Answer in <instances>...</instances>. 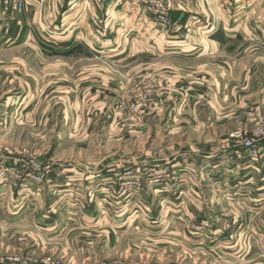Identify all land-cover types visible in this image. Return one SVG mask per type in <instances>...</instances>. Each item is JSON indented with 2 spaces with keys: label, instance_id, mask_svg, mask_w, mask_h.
I'll use <instances>...</instances> for the list:
<instances>
[{
  "label": "rangeland",
  "instance_id": "rangeland-1",
  "mask_svg": "<svg viewBox=\"0 0 264 264\" xmlns=\"http://www.w3.org/2000/svg\"><path fill=\"white\" fill-rule=\"evenodd\" d=\"M164 1L171 7L170 17L174 11L184 12L188 0ZM27 3L17 13L5 0L0 1V162H18L11 169L23 177L18 188L4 187L7 181L0 180V189L19 192L16 197L24 201L42 195L41 208L45 210L41 217L46 222L39 224L35 215H29L25 222L24 218L17 221L15 227L5 228L0 222V259L18 255L38 262L50 258L55 264H258L237 262L199 244L188 243L182 228L169 225V216L164 213L158 218L153 214L151 198L144 193L154 178L150 165L155 161L182 159L189 153L202 154L223 145L233 146L237 139L232 135L236 132L247 138L259 135L260 142L264 141V58L259 47L249 51L247 46L227 45L223 48L224 57L202 63L218 66L202 73L191 70L190 81L184 70L173 71L174 59L137 53L132 44L134 50L120 54L119 43L124 45V40L105 39L107 0H76L72 10L71 5L58 8L57 13L67 10L66 16L78 14L60 23L65 25L61 28L64 33L73 22V28L85 26L92 15V25L101 34L94 44L87 36L67 37L71 28L60 47L61 38L55 29L58 24L47 32L50 36L38 31V25L31 21L35 14L37 20L45 17V9L36 10L27 7ZM127 4L130 6L119 3L118 8L124 6V16L131 17L137 11ZM196 8L204 14L203 8ZM144 13L140 11L137 17ZM13 24L20 31L25 26L36 30L29 38L24 35L20 39V31L14 38ZM125 27L133 33L132 41L137 40L136 30L130 24ZM71 41L73 48L69 46ZM152 41L147 44L152 45ZM157 42L162 45V38ZM116 47L117 51H111ZM235 57L252 66L251 82L245 84L242 72L238 79H233L231 84L243 98L242 104L227 105L218 114L209 101L207 88L211 82L202 75H206L205 71L226 69V63ZM199 64L193 63L192 67ZM174 73L179 79L177 83L173 81ZM191 100L197 104L201 126L187 115L169 120V110H183L186 105L188 108ZM263 160L264 156L254 162L257 171ZM117 165L127 168L125 175L107 178L109 185L104 187V196L77 201L70 196H75V192H63L74 189L67 179H80L85 185L84 174L88 170L104 173L110 169L117 173ZM33 166L41 167L46 175L42 183L32 181ZM75 169L81 173H75ZM51 182L54 185L46 189ZM81 190L87 191L84 186ZM123 199L127 210L120 215L117 204H122ZM94 203L97 209H107L108 203L111 212L86 214V206ZM75 207L80 213L72 210ZM113 216L125 222L121 229L114 227V222L111 224ZM50 221L57 222L53 230L45 225L50 227ZM89 222L87 227L89 224L85 223ZM37 225L45 229L39 230Z\"/></svg>",
  "mask_w": 264,
  "mask_h": 264
},
{
  "label": "crops",
  "instance_id": "crops-1",
  "mask_svg": "<svg viewBox=\"0 0 264 264\" xmlns=\"http://www.w3.org/2000/svg\"><path fill=\"white\" fill-rule=\"evenodd\" d=\"M75 2L76 0H29L27 7H33L36 10L45 9L46 12L44 19L37 20L35 14L31 22L38 25V27L36 26L38 31L46 34L51 32L50 30L57 23L55 29L58 30V38H61L58 43L59 47L60 44H65L63 36L71 28L73 30L68 33L67 37L70 35L74 39L87 36L92 38L95 44L101 38L99 37L101 34H97V30L92 25L94 22L92 15L89 16L88 24L85 26L73 28L75 23L73 22L71 28L66 29V33L61 31L65 25L60 23H64L69 17H78V14L72 13L66 16L67 10L64 13L59 10L57 13V9L71 5L70 9L72 10L75 7ZM115 2V0H107V9L109 7L110 11L108 9L106 18L108 22L105 24L108 29L105 39L124 40V45L119 43L120 54H129L131 50H134V47H131L134 45L137 53L150 54L156 58L174 59L175 63L171 68L176 73L179 72L178 68L184 70L183 74L187 80L193 79L191 70L197 69V71L200 70L198 73H202L203 70H211L212 67L218 66V64L203 65L202 63L208 62V59H215L216 62L219 58L224 57L223 48L227 45H236L239 48L247 46L249 51L252 50L251 48L259 47L261 58H264V0H206V4H203L202 0H188L184 5L183 13L180 11L170 13L171 24L168 30H164L146 13L142 17H137L143 10L133 5H131L133 6L132 10L137 13L131 17H125L126 14L122 12L125 7L118 8ZM199 4L203 8L204 14L202 15L201 11L196 8L198 6L200 9ZM127 5L129 4L126 3ZM205 7L207 8L205 9ZM97 18L99 19V17ZM126 24H130L136 30L138 38L134 42L132 41L133 33L128 30V27H125ZM16 26V24L12 26L14 38L20 31V27L16 28ZM34 30L25 26L24 31H20V39L24 35L27 38L31 37ZM114 33L116 37H113ZM48 35L50 36V34ZM141 38L142 41H140ZM161 38L162 45L157 42ZM151 40H153V44L148 45L147 43ZM72 44L73 41L69 43L70 48L74 47ZM44 50L48 52L46 48ZM117 50L116 47L111 51ZM197 62L201 65L193 68L192 64ZM229 62V64L226 63L227 70L225 68L214 69L213 72L205 71L206 75H202L209 78L211 82L207 88L210 95L209 101L211 100L210 104L218 114L223 113L227 105L239 106L242 104L243 98L240 97L238 89H235L231 84L233 79H238L242 72L245 84L249 85L251 82L252 66L239 61L236 57ZM176 73H174L173 79L175 83L179 80L178 76H175ZM185 86L187 85L185 84ZM195 105L197 104L192 101L188 108L186 105L183 110L174 107L168 111L169 120L187 115L195 123L198 121L201 126L203 121ZM260 145L264 149V141ZM235 151L234 146L223 145L202 154L189 153L182 159L155 161L156 163L150 165L153 166L154 174L151 175L154 178L150 180L152 183L149 182L146 185L147 191L144 195L148 194L151 198L153 214H157L158 218L160 214L164 213L169 216L167 219L169 225L182 228L185 233L184 238L188 243L199 244L204 248L229 256L237 262L258 261V264H264V160L258 163L257 171L253 161L248 159L242 161L235 158ZM117 167L118 174L112 173L113 171L110 169L104 173L88 170L84 174L85 176L83 175L86 180L85 185L81 183L80 179L69 178L67 180L70 181V186L77 191L70 189L63 190V192H75V196H70L76 197L77 201L84 197L104 196L106 194L104 187L109 185L107 178L110 176L124 177L125 175L124 172L127 168L122 165H117ZM164 168H166L167 174L161 173V171H166ZM74 172L81 173L77 169ZM52 182L57 183L58 181ZM52 182L46 185V189L54 185ZM65 184V182H60V185ZM57 186L59 187V185ZM83 186L87 190L86 192L81 190ZM119 187H121L120 182ZM18 193L15 192L16 195ZM15 194L12 191L0 189V222L5 228L15 227L17 221H21L23 218L22 221L25 222L29 215L38 216L39 224L46 222L41 217L45 210L41 208L42 195L34 197L33 200L28 197L29 199L24 201L20 197L17 198ZM120 203L117 206L120 215H122L127 210H124L125 199L122 200V204ZM215 203L218 207H215ZM105 206L107 209H97L94 203L86 206L84 211L86 214L97 211L103 214H106L107 211L111 212V206H108V203ZM72 210L80 213L77 207ZM119 218V216H113L110 222L111 224L114 222L113 226L121 229L125 222H122V218L119 221ZM48 224L50 227L45 223L50 229L57 222L50 221ZM85 224H89L87 227H90V222ZM91 226L93 227L94 224L91 223ZM37 227L39 230L45 229L42 226L37 225ZM195 229L199 231L196 232Z\"/></svg>",
  "mask_w": 264,
  "mask_h": 264
},
{
  "label": "built area",
  "instance_id": "built-area-1",
  "mask_svg": "<svg viewBox=\"0 0 264 264\" xmlns=\"http://www.w3.org/2000/svg\"><path fill=\"white\" fill-rule=\"evenodd\" d=\"M116 6L119 3H130L131 5L144 10L152 16L156 23L162 27L170 26V17L169 11L170 6L164 0H115ZM28 0H5V4L8 5L13 11L20 13L22 9L26 6ZM258 136V137H257ZM256 137H243L241 132H236L232 135L233 138L237 139L234 143L235 158L241 159L242 161H253V163L264 156V149L260 145L261 136L257 135ZM8 165V168L5 166ZM4 164L0 162V180L7 181V185L4 187L15 186L18 188L23 180L22 176H19V173L14 169L15 166H18V162H14L12 165L9 162ZM34 167V166H33ZM41 167H34L32 173H34L35 178H31L33 182L42 183L45 178V174L42 173ZM164 174H167L165 172ZM0 264H55L54 261L50 258L42 259L40 262L33 260L28 256H18V255H7L0 259Z\"/></svg>",
  "mask_w": 264,
  "mask_h": 264
}]
</instances>
